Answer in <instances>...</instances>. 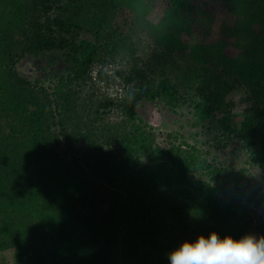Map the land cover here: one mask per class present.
<instances>
[{
    "label": "trees",
    "instance_id": "obj_1",
    "mask_svg": "<svg viewBox=\"0 0 264 264\" xmlns=\"http://www.w3.org/2000/svg\"><path fill=\"white\" fill-rule=\"evenodd\" d=\"M141 1L0 0V264L15 245L11 264H167L200 235H264V196L244 172L139 122L145 103L190 106L264 164V0H145L183 37L144 48ZM121 9L142 24L115 22ZM212 15L236 43L202 45ZM56 52L68 66L53 85L20 74L22 60ZM118 62L124 95L100 98L93 70ZM16 110L20 123L3 125Z\"/></svg>",
    "mask_w": 264,
    "mask_h": 264
},
{
    "label": "rangeland",
    "instance_id": "obj_2",
    "mask_svg": "<svg viewBox=\"0 0 264 264\" xmlns=\"http://www.w3.org/2000/svg\"><path fill=\"white\" fill-rule=\"evenodd\" d=\"M141 2V10L143 11L142 16L144 18L142 26L143 31L140 34V38L142 39L141 46L143 48L148 46L147 44L149 41L152 44L157 37L163 41V43L170 46L176 42H180L183 34L177 37L178 31L175 18L163 14L164 10L159 6L155 7L150 5L145 0H142ZM141 10L138 11L139 14L142 13ZM1 14L2 11L0 8V15ZM133 17L134 14L121 9L118 12L115 22L118 23L125 21L130 25L131 23H137L138 25L142 24L139 20L135 21ZM225 19L226 17L212 15L207 22L203 23L206 24L207 27V30L205 31L206 39H203L202 41L203 46L217 48V44L219 43L218 40L220 39L222 40L220 42L223 45L237 42L236 36H228L225 38L222 31ZM229 19L231 23H234L235 20L238 21V17H230ZM243 23L245 22L243 21ZM17 39L19 40V35ZM250 39L251 38L249 37V40L242 39V41L251 43L248 46L252 48V50L255 46L260 45L258 41ZM124 63H105L95 66L92 73L93 86L97 90V94L100 98L107 96L118 100L124 95L125 86L122 79L117 74L118 70H127V68H124L127 67ZM67 66L68 63L65 61L64 53L56 52L45 53L39 57H27L20 62L18 68L21 69L20 74L23 77L32 81L39 80L42 84L51 86L58 80V78L67 75ZM101 73L107 75L108 79L105 81L101 80L99 76ZM247 92L248 91L245 87H241L240 90L234 92L233 95L236 99L241 97V99L245 100L248 95ZM243 105L246 107L245 103H243ZM242 108V106H239L236 114L241 113ZM11 112L9 118L2 120L3 125L4 121L7 125H18L20 119L22 120L21 115L18 117L17 110ZM111 118V120L118 119L120 121L121 112L114 110L113 113H111ZM139 118L142 120H139V122H144V124L146 123L152 126L158 133L164 134V136L169 134L172 135L173 138H177V143L182 142V144H186L185 148L187 145L190 147H196L211 164L213 163L220 168L228 170L230 173L233 172L237 174L244 172L249 181L252 184L257 185L259 195L264 196V164L254 161L252 151L247 147L245 142L234 135L226 133L225 129L216 120H209L203 123L200 122L199 119L195 117L190 106H181L174 110L171 109L170 105L150 102L145 103L139 108ZM261 128L264 137V122L262 123ZM256 209L257 207L254 208V210ZM15 246L16 247L13 246L12 249L7 250L6 253V256L11 260V262H8L10 264L15 263V260L18 259L15 257L18 245ZM0 257L6 258L5 255H0Z\"/></svg>",
    "mask_w": 264,
    "mask_h": 264
},
{
    "label": "clouds",
    "instance_id": "obj_3",
    "mask_svg": "<svg viewBox=\"0 0 264 264\" xmlns=\"http://www.w3.org/2000/svg\"><path fill=\"white\" fill-rule=\"evenodd\" d=\"M167 264H264V235L220 238L216 232L185 240L167 254Z\"/></svg>",
    "mask_w": 264,
    "mask_h": 264
}]
</instances>
